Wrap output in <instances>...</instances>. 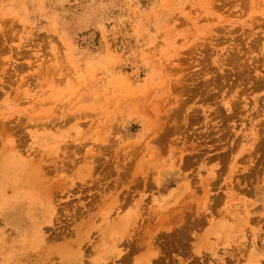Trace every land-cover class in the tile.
Here are the masks:
<instances>
[{
    "label": "rangeland",
    "instance_id": "rangeland-1",
    "mask_svg": "<svg viewBox=\"0 0 264 264\" xmlns=\"http://www.w3.org/2000/svg\"><path fill=\"white\" fill-rule=\"evenodd\" d=\"M263 79L264 0H0V264H264Z\"/></svg>",
    "mask_w": 264,
    "mask_h": 264
},
{
    "label": "bare ground",
    "instance_id": "bare-ground-1",
    "mask_svg": "<svg viewBox=\"0 0 264 264\" xmlns=\"http://www.w3.org/2000/svg\"><path fill=\"white\" fill-rule=\"evenodd\" d=\"M236 56H237V55H236ZM237 62H238V60H237ZM237 62H236V63H237ZM225 63H226V62H225ZM241 64H242V63H241ZM234 65H235V64H234ZM238 65H239V64H238ZM243 65H244V64H243ZM231 66H232V68H233V65H231ZM244 66H245V65H244ZM247 66H248V65H247ZM242 67H243V66H242ZM219 68H220V67H219ZM245 68H246V67H245ZM250 68H251V67H250ZM216 69H217V68H216ZM228 69H229V71H230V68H228ZM228 69H227V70H228ZM233 69H235V68H233ZM241 70H242V69H241ZM246 70H247V69H246ZM248 70H250V69H248ZM237 71H238V70H237ZM239 71H240V70H239ZM213 72H214V71H213ZM213 72H212V73H213ZM222 72H223V71H222ZM225 72H226V70H225ZM242 72H243V71H242ZM244 72H245V71H244ZM209 73H210V72H209ZM209 73H208V74H209ZM218 73H219V72H218ZM218 73H217V74H218ZM226 73H227V72H226ZM233 73H234V72H233ZM248 73H249V72H248ZM220 74H221V73H220ZM235 74H238V73L236 72ZM240 74H241V73H240ZM215 76H216V75H215ZM231 76H232V75H231ZM236 76H237V75H236ZM236 76H235V77H236ZM247 77H248V76H247ZM250 77H251V76H250ZM210 78H211V77H210ZM223 78H224V77H223ZM229 78H230V77H229ZM237 78H238V77H237ZM242 78H243V77H242ZM208 79H209V78H208ZM215 79H216V78H215ZM218 79H219V77H218ZM221 79H222V77H221ZM224 79H225V78H224ZM224 79H223V80H224ZM226 79H227V77H226ZM239 80H241V79H239ZM245 80H246V79H245ZM249 80H250V79H249ZM261 80H262V78H261ZM261 80H260V81H261ZM263 80H264V79H263ZM213 81H216V80L213 79ZM252 81H253V79H252ZM258 81H259V80H257V82H258ZM224 82H225V81H224ZM226 82H227V81H226ZM254 82L256 83V81H253V83H254ZM211 83H213V82H211ZM211 83H210V84H211ZM214 83L216 84V82H214ZM214 83H213V84H214ZM217 83H218V81H217ZM221 83H222V82H221ZM227 83H228V82H227ZM255 83H254V84H255ZM260 83H262V82H260ZM219 84H220V83H219ZM263 84H264V83H263ZM195 85H196V84H195ZM211 85H212V84H211ZM211 85H210V87H211ZM226 85H227V84H226ZM258 85H259V84H258ZM258 85H257V86H258ZM197 86H198V85H197ZM202 86H203V85H202ZM208 86H209V85H208ZM215 86H216V85H215ZM220 86H221V85H220ZM260 86H261V85H260ZM263 86H264V85H263ZM195 87H196V86H195ZM195 87H194V88H195ZM200 87H201V86H200ZM205 87H207V86H205ZM223 87H224V86H223ZM258 87H259V86H258ZM201 88H203V87H201ZM214 88H215V87H214ZM199 90H201V89H199ZM206 90H208V88H207ZM193 93H194V92H193ZM206 96H207V95H206ZM210 96H211V95H210ZM208 98H209V95H208ZM188 116H189V115H188ZM188 116H187V114H186V116H183V120H184V122H187V123L190 122ZM192 118H193V117H192ZM191 121H193V120H191ZM187 123H186V124H187ZM258 137H259V136H258ZM256 138H257V137H256ZM259 140H260V139H259ZM254 141H255V140H254ZM253 143H254V142H253ZM261 145H262V144H261ZM255 146H256V145H255ZM257 147H258V146H257ZM257 149H258V148H257ZM186 166H187V165H186ZM181 168H183V166H182ZM34 179H35V178H34ZM31 181H32V180H31ZM37 183H38V182H37ZM212 183H213V182H212ZM210 185H211V184H210ZM35 186H36V185H35ZM202 186H203V185H202ZM30 187H33V186L31 185ZM202 188H203V187H202ZM195 189H196V188H195ZM37 196H38V195H37ZM215 200H216V199H215Z\"/></svg>",
    "mask_w": 264,
    "mask_h": 264
}]
</instances>
